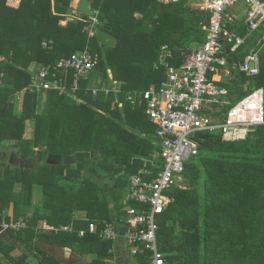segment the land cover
<instances>
[{"label": "trees", "instance_id": "obj_1", "mask_svg": "<svg viewBox=\"0 0 264 264\" xmlns=\"http://www.w3.org/2000/svg\"><path fill=\"white\" fill-rule=\"evenodd\" d=\"M70 2L19 0L11 6L0 0V142L19 141L23 158L32 156L37 146V153L59 160L58 165L43 163L33 171H0V223H27L23 229L4 231L7 239L0 237V255L9 264H67L45 245L70 249L86 264H110L114 255L108 249L125 243L102 241L91 233L79 237L77 230L108 221L122 233L120 219L127 205L139 204L118 200L107 179L127 189L129 176L159 150L155 125L142 105H131L125 96L165 80L164 68L154 67L163 45L177 53L197 46L205 36L206 11L186 2L157 0H91L98 24L89 36L88 15L69 18ZM233 28L248 34L243 21ZM257 34H248L230 63L243 60ZM85 49L98 58L87 76L97 72L103 84L118 82L117 97L101 92L93 96L92 87L103 84L92 86L89 78H75L73 70L56 75L62 91L28 88L32 62L51 64ZM229 72L232 77L218 83L228 90L232 105L255 89L264 91V47L256 76L247 77L232 66ZM23 88L22 111L15 115L11 98ZM218 109H210L213 116ZM27 120H33L34 134L22 139ZM195 138L200 152L182 173L187 186L167 191L170 201L157 217V242L165 264H264V124L250 127L244 139L225 141L218 130L199 132ZM89 155L97 164L90 170L110 198L91 176L82 174V161L75 167L63 162ZM34 185L40 187V200L31 205ZM42 221L54 227L73 222V230L44 229ZM148 256L144 250L131 255L137 264H148Z\"/></svg>", "mask_w": 264, "mask_h": 264}, {"label": "built area", "instance_id": "obj_2", "mask_svg": "<svg viewBox=\"0 0 264 264\" xmlns=\"http://www.w3.org/2000/svg\"><path fill=\"white\" fill-rule=\"evenodd\" d=\"M161 4L178 3L190 0H157ZM243 1L246 5L244 23L248 34L258 32L253 45L243 60L230 63L229 57L245 44L248 34L240 35L231 26L236 25L232 10ZM199 8L208 14L202 27L203 41L197 46L180 49L177 53L163 45L154 67L164 68L165 80L158 87L151 85L140 91L128 92L125 100L131 105H142L148 121L155 125V139L159 150L144 165L129 176V189L125 203L136 202L139 207L127 205L121 216L119 232L116 223L90 222L85 229H78L83 237L86 233L95 234L102 241L124 242L130 255L147 251L148 264H165L164 255L157 242V217L162 214L170 198L167 191L178 186L186 164L199 155V142L195 136L202 131H220L223 140L244 139L252 126L264 124V91L255 89L235 104L228 99V90L219 85L226 76L232 77L229 68L244 73L247 77L256 76L260 71V51L264 47V0H200ZM92 17L87 25L92 35L98 24L97 11L91 10ZM175 62V63H172ZM98 58L87 49L62 57L56 62L41 65L32 73L31 90H63L58 73L73 70L74 77L80 78L91 72ZM231 65V66H230ZM228 77V78H229ZM77 88L75 84L73 90ZM120 88L106 84L92 87L96 96L113 94L116 97ZM219 107L214 115L210 109ZM216 117V119H214ZM27 226L22 219L3 221L0 230H20ZM42 228L57 231H72L73 222L58 227L45 221ZM115 253V246L108 249Z\"/></svg>", "mask_w": 264, "mask_h": 264}, {"label": "crops", "instance_id": "obj_3", "mask_svg": "<svg viewBox=\"0 0 264 264\" xmlns=\"http://www.w3.org/2000/svg\"><path fill=\"white\" fill-rule=\"evenodd\" d=\"M79 0H71L70 2V7L72 8L71 12L69 13V18H72V19H78L80 18V16H83L82 12L80 11H76L74 12L73 10L76 8L77 6V3H78ZM8 4H10L11 6H16L18 5L19 3V0H7ZM183 2H186L187 4L189 3H194V4H189L190 6H193V7H198L199 8V3H200V0H190V1H183ZM245 15V13H244ZM244 15L243 17L241 18H237L236 17V22L238 25L241 21H243L244 23ZM62 22H65V21H62ZM245 24V23H244ZM233 27V25H231ZM235 29V28H234ZM259 36V34H257ZM257 36V37H258ZM256 37V38H257ZM255 38V39H256ZM251 47V46H250ZM36 69L38 68V64L32 62L29 66V71L32 73H34V70L32 69ZM40 68V67H39ZM1 77H2V74H1ZM229 76H226L225 78L227 79ZM110 78L111 75H110ZM230 78V77H229ZM113 84V86L117 87V88H120V85L118 82L116 81H112L110 80ZM2 79H1V82H0V85H2ZM109 85H111V83H108ZM106 85V83L104 84ZM29 86V85H28ZM26 90V88L22 89V90H19V91H16L13 95H12V98H11V101H12V104H13V110H12V113L15 114V115H18L21 111H22V106H23V97H24V91ZM38 92V91H37ZM37 109L39 110V107H37ZM34 134V124H33V120H27L24 124V131H23V135H22V139H28V138H31ZM38 147L35 146L33 148V152L34 154L30 157H26V158H23L22 157V151L19 150V141H15V140H5L3 142H0V171L1 173L2 172V169L4 167L6 168H9V169H15L16 168H23L24 166H31L33 170H36L37 167L39 165H42L43 163H50L52 165H55L56 163L54 162L55 159H52L51 157H47L46 155L44 154H41L40 152L37 153L38 151ZM153 156V155H152ZM151 156V157H152ZM151 157H148L151 158ZM147 159V158H144V160ZM68 159L65 160V162L67 161ZM59 162V161H58ZM68 163V162H67ZM66 164V163H65ZM67 165V164H66ZM128 189H129V184H128V188L124 191V196L122 198V201L124 200L125 196H126V193L128 192ZM37 199L40 200V197H37ZM39 200H37V203L39 202ZM35 204V203H34ZM9 213L11 214V210H12V206L10 205L9 209H8ZM1 231V230H0ZM2 234V233H1ZM2 237L4 239H7V235L6 234H3ZM45 249L47 250H51L53 253L56 254V250L55 248L53 247H50L48 245H45L44 246ZM59 250V249H58ZM66 250V251H65ZM64 251L66 252V256H65V263L66 262H73L74 261V258H76V255L70 250V249H64ZM123 251H127L126 250V247H125V244H121L119 245L118 247V252L117 253H122ZM118 255V257H117ZM115 257L112 258V261L110 262V264H120L121 262L119 261V254H117ZM117 257V258H116ZM59 258V256H58ZM61 258V257H60ZM62 261H64L62 258H61ZM84 260V259H83ZM69 262V263H70ZM84 262H86L84 260ZM67 263V264H69ZM76 263V262H75ZM74 263V264H75ZM0 264H8L7 261L3 258L2 255H0ZM81 264V263H80ZM86 264V263H85Z\"/></svg>", "mask_w": 264, "mask_h": 264}, {"label": "rangeland", "instance_id": "obj_4", "mask_svg": "<svg viewBox=\"0 0 264 264\" xmlns=\"http://www.w3.org/2000/svg\"><path fill=\"white\" fill-rule=\"evenodd\" d=\"M189 4H194V3H189ZM246 12V5H245V3L243 2V1H241L236 7H235V9L234 10H232V12H231V14L233 15V16H235V17H237V18H241V17H243V15H244V13ZM85 14V13H84ZM87 15V14H86ZM80 17H82V16H80ZM91 17H92V14H90V15H88V21H87V23H89V21H90V19H91ZM76 20V19H75ZM88 30V29H87ZM95 32H96V30H95V26H94V29L92 30V35H94L95 34ZM88 34H89V31H88ZM92 35H90L89 34V36H92ZM46 43H44V45H45ZM41 65H38V68L40 67ZM38 68H34V69H32V70H34V72H36L37 71V69ZM91 72H93V70L91 71ZM108 74H109V78H110V72L108 71ZM84 78H89V80L91 81V83H92V86H94V85H100V84H103V82H102V78L99 76V74H97V72L95 73V74H93L91 77H89V76H87V74L86 75H84L83 76ZM77 79H79V78H77ZM113 83L111 82V85H112ZM113 86V85H112ZM249 131H250V129H249ZM226 141V140H225ZM155 154V153H154ZM48 157V156H47ZM91 158V159H90ZM52 159H55V158H52ZM93 158L91 157V155H89L88 156V158H83V157H75V158H69L66 162L65 161H63L64 162V164L66 163L68 166H73V167H75L76 166V164L79 162V161H82L83 162V164H84V170H82V174H87V175H89V176H91L92 177V179H94L95 181H96V183L101 187V190H103L102 192L105 194V195H107V196H109V194H108V190L105 188V186L103 185V181H101L100 180V178L98 179V177H97V175L96 174H94L90 169H91V167L92 166H96L97 164H96V162H94L93 160H92ZM58 161L59 160H57V159H55V163H56V165H58ZM68 162V163H67ZM24 168H28L29 170H31V171H33V169H32V167L31 166H24ZM14 169V168H13ZM17 169V168H16ZM108 180V183H109V185L111 186V189H109L111 192H114L115 193V195H116V197H117V199L119 200H122V198H123V196H124V191L126 190H124V189H122V188H119L118 186H115V185H113V183H112V180H109V179H107ZM177 185H178V187H182V188H184V187H186L187 186V184H186V182H185V179L183 178V177H181L178 181H177ZM16 188H15V190H16V192L17 191H20V185L19 184H17L16 186H15ZM37 197H40V187H38L37 185H34V188H33V192H32V195H31V205H34V203L35 204H37V200H39V199H37ZM109 198H110V196H109ZM12 206V209L14 208V205L12 204L11 205ZM11 212H13V210H11ZM79 216V215H78ZM75 217H77V215L75 216ZM44 221H42L41 222V225H42V223H43ZM40 225V227H42ZM2 233V234H1ZM3 234H5V232L4 231H0V237H2V235ZM7 238V237H6ZM20 249V248H19ZM21 250V249H20ZM66 251V250H65ZM64 251V249L63 250H56V255H57V257L59 256V258L61 257L64 261L63 262H65V256H66V252ZM118 252V249H116L115 250V253L113 254L114 255V257L117 255V254H119V261L121 262L120 264H137L134 260H133V258L131 257V255H129L130 253H129V251H123L122 253H117ZM117 257H118V255H117ZM116 257V258H117ZM4 258V257H3ZM60 258V259H61ZM5 259V258H4ZM70 262V261H69ZM69 262H66V263H69ZM76 262V263H75ZM85 264L86 262H84V260L83 259H78V257L77 258H74V261L71 263H69V264ZM9 264V263H8Z\"/></svg>", "mask_w": 264, "mask_h": 264}, {"label": "water", "instance_id": "obj_5", "mask_svg": "<svg viewBox=\"0 0 264 264\" xmlns=\"http://www.w3.org/2000/svg\"><path fill=\"white\" fill-rule=\"evenodd\" d=\"M73 11L74 12L80 11L82 13L90 15L91 14V0H79L76 8Z\"/></svg>", "mask_w": 264, "mask_h": 264}, {"label": "bare ground", "instance_id": "obj_6", "mask_svg": "<svg viewBox=\"0 0 264 264\" xmlns=\"http://www.w3.org/2000/svg\"><path fill=\"white\" fill-rule=\"evenodd\" d=\"M23 157V156H22ZM56 165V164H55ZM132 203V202H131ZM116 205V204H115ZM122 231H123V229H122ZM109 242V241H108Z\"/></svg>", "mask_w": 264, "mask_h": 264}]
</instances>
